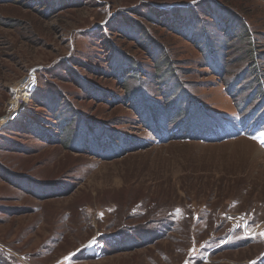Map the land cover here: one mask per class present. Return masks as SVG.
<instances>
[{
  "label": "rangeland",
  "instance_id": "374dc122",
  "mask_svg": "<svg viewBox=\"0 0 264 264\" xmlns=\"http://www.w3.org/2000/svg\"><path fill=\"white\" fill-rule=\"evenodd\" d=\"M56 1L0 0V249L18 264H264V136L240 132L250 124L246 115L264 109V94L256 96L260 87L251 76L230 89L251 66L249 42L222 45L230 49L217 59L227 67L218 77L185 39L143 16L158 14L162 22L197 4L198 17L209 24L199 8L210 0ZM218 1L248 22L264 87V0ZM126 16L168 48L170 68L160 65L157 73L141 48L117 33ZM106 39L149 73L125 83L129 94L145 93L154 104L146 107L140 97L137 112L162 110L166 101L155 79L175 71L167 90L179 84L187 107L190 102L184 116L202 110L192 125H215L218 141L205 140L204 133L189 136V124L177 139L168 137L174 124L163 117L156 121L162 139L148 131L110 77ZM74 68L101 99L81 89ZM61 97L87 120L117 133L121 141L112 147L125 144L127 152L100 160L95 142L91 152L79 154L38 138L56 134L50 107ZM227 127L240 133H227ZM55 185L66 195H31H41L39 189L42 196L58 194Z\"/></svg>",
  "mask_w": 264,
  "mask_h": 264
},
{
  "label": "trees",
  "instance_id": "16d2710c",
  "mask_svg": "<svg viewBox=\"0 0 264 264\" xmlns=\"http://www.w3.org/2000/svg\"><path fill=\"white\" fill-rule=\"evenodd\" d=\"M51 2H53L51 5L58 4L56 0H51ZM203 3V5L202 3H200L202 6L199 9L207 17L211 18V22H208L209 24H205L207 22H204L198 17L197 14H199V10L197 8V4L193 5L192 8L190 7L184 9L185 11H183V14H181L180 11L179 14L173 12L172 14H167V17L162 18V22H160V18L157 17L158 14L155 15L154 18H151L146 14H144L143 16L150 23H156L157 25L164 27L173 34L185 39L193 48H195V50H197L202 55L203 59L206 61V67L210 68L212 72L215 73V75H218V77H224L227 73V67L218 66L217 64L219 55L227 52L230 49V47L226 48L222 45H228L236 39H239L241 41H248L249 50L247 52V55L251 61V66L246 69L241 77L234 78V81L231 84L232 87L230 89L233 90L237 86L241 85L242 80H246V78L251 76L253 78V81L256 82L260 87L258 88L259 95L256 96H262L264 94V91L261 89L264 88L262 84V76L259 74L258 67L254 63L257 61V57L260 52H258L252 30L248 22L240 13L235 10V8L233 9L232 7L222 4L218 0H210ZM123 19V26H120L121 28H118L119 32L117 33H120L122 37H125L127 40H130L132 43L140 47L141 50L145 53L146 57L149 58V60L153 63L154 68L157 70V73L158 69H160V65H166L168 68H170V65H172V63L170 62V55H168V48L159 43L156 38H154L153 34H151L150 30L146 28V26H143L142 24H140V26L139 23L133 22V20L127 16ZM197 21L198 24L196 23L195 27V22ZM105 26L103 29H106ZM215 34L220 35V40L211 42L210 37ZM106 40L109 49V55H107V63L110 69V77L115 79L117 83H120L121 88L126 91L125 83L126 81H128V79H134L135 81L139 79H148L149 73L141 69L139 63H136L131 57L128 56V54H122L119 51L113 50V48L110 46V39ZM221 41L224 43H222ZM71 69H73L72 66ZM73 74L77 80L75 81L77 83H80L79 86L81 87V89H83L85 93H88L92 96L91 99H101L99 95L97 96L96 92L92 93L90 91V86L88 84H84L82 76L77 70H75V68ZM175 76H177V74L175 75V71H168L167 73L159 74L157 76L158 78L155 79L157 80L156 83L162 86L160 91H158V95H160L161 99L166 101L164 103V107H161L162 110L159 111V113H155L152 110L144 112L139 108L137 112L136 102L142 98L146 102V107L150 108V106H154V104L151 103V98L147 100L146 96L144 95L145 93L143 94L142 92H135L133 94H129L127 91L125 92L126 95H128V107L135 111L137 117L140 116L141 121L145 125L146 129L153 133V135L159 139H162L164 134L156 123L158 117H163L168 123L174 124L173 132H168V137H175L177 139L181 136V134L184 133V128H186L188 124L192 125V123L195 121V116L199 114V111H202H196L195 115L192 117L189 114L190 112H188V114L184 116L185 112L189 109L188 107L190 106V102H187L188 107L185 104V102L189 99L188 96L183 95V89L179 84H176L172 90H167L166 88L167 85L172 83L171 79L175 80ZM162 80H166V82H163ZM85 86L87 87L86 89ZM251 88L252 81L248 86L245 87V89ZM251 91L252 96L250 98H253L254 90L252 89ZM100 94H103V96L106 95L103 91H101ZM175 96L177 97L175 98ZM183 96L185 97V100L181 102L179 101L177 103V99ZM41 98H43V96H41ZM42 101H44V99H42ZM58 101L59 102L57 104V107H50L53 110V119L56 123V134H52V132H50V135H38V138L45 141V143L47 144H58L63 146L66 150L72 149L74 152L79 154H84L83 150L86 148L90 149L89 152H91L92 150L90 148V144L95 142L98 147H96V144H94L92 146V149L99 148L97 156L100 160L117 158V155H124L127 152L129 147L125 144L119 149L112 147V145L121 141V138H116L117 133H114L111 130L103 129L100 127L101 125H97L87 120V118H84L80 111L72 103H65L64 98L61 97ZM41 104H44V102H41ZM176 104L178 105V108L175 107L176 109L172 110L171 114H163V111ZM142 107L143 106H141L140 108ZM246 116L258 120L263 119L262 121H264V109H261L260 112H255ZM181 117L183 120L181 119L179 122L182 123H179L178 120ZM196 117L198 118V116ZM73 126L75 127L74 132L71 134L72 136H70L69 128ZM176 126H179L177 128L179 129V135L178 133L175 134L177 130H175ZM191 130V135L186 132L189 136H197L199 133L207 134V132L211 130V125L208 124V121L207 123H205V127H198L196 124H193L191 126ZM111 140L117 141L111 142ZM76 145H78V147H81L77 149L78 147H75ZM106 145H109V149H106ZM50 188L47 187V191H49ZM53 188H57L58 194L49 193L47 195H44V197L42 196L43 193L41 189H39L41 195H36V193L38 192L34 190L33 193L35 194L31 195L36 198H54L66 195L64 194V192H59V185H55L53 186ZM133 248H135V246H129L128 249ZM0 257L2 258L1 261L9 262L11 264H15V262H17L16 264H18V262L21 261L19 260V258L17 259V257L15 258L11 256V254L6 252L2 248L0 249ZM12 260L14 262H11Z\"/></svg>",
  "mask_w": 264,
  "mask_h": 264
},
{
  "label": "snow or ice",
  "instance_id": "6c2138e0",
  "mask_svg": "<svg viewBox=\"0 0 264 264\" xmlns=\"http://www.w3.org/2000/svg\"><path fill=\"white\" fill-rule=\"evenodd\" d=\"M262 144H264V141H262Z\"/></svg>",
  "mask_w": 264,
  "mask_h": 264
},
{
  "label": "bare ground",
  "instance_id": "6f19581e",
  "mask_svg": "<svg viewBox=\"0 0 264 264\" xmlns=\"http://www.w3.org/2000/svg\"><path fill=\"white\" fill-rule=\"evenodd\" d=\"M257 153V152H256ZM259 154V153H258Z\"/></svg>",
  "mask_w": 264,
  "mask_h": 264
}]
</instances>
